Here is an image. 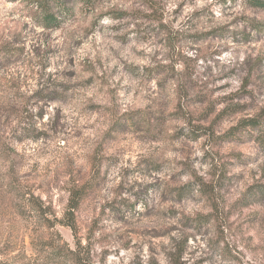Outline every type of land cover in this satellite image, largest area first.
<instances>
[{"label": "rangeland", "instance_id": "rangeland-1", "mask_svg": "<svg viewBox=\"0 0 264 264\" xmlns=\"http://www.w3.org/2000/svg\"><path fill=\"white\" fill-rule=\"evenodd\" d=\"M42 1L0 0V264H264V7Z\"/></svg>", "mask_w": 264, "mask_h": 264}, {"label": "trees", "instance_id": "trees-1", "mask_svg": "<svg viewBox=\"0 0 264 264\" xmlns=\"http://www.w3.org/2000/svg\"><path fill=\"white\" fill-rule=\"evenodd\" d=\"M85 2H88L90 0H83ZM251 3L255 6L264 7V1L263 0H250ZM43 3H41V9L43 11V17H44V23L46 26L49 27H56L59 25L61 18L60 16L62 14L68 13L70 11V7L67 6L66 0H43ZM89 3V2H88ZM79 199H77V203L73 204V207H76L79 203ZM29 207L35 210L40 216V218H43L44 216V208L42 204H38L35 201L29 200Z\"/></svg>", "mask_w": 264, "mask_h": 264}]
</instances>
